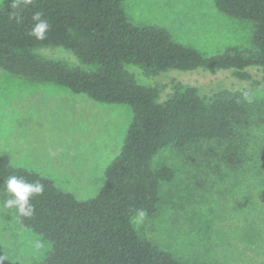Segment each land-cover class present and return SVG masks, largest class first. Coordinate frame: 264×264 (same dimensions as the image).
I'll list each match as a JSON object with an SVG mask.
<instances>
[{"label": "trees", "instance_id": "1", "mask_svg": "<svg viewBox=\"0 0 264 264\" xmlns=\"http://www.w3.org/2000/svg\"><path fill=\"white\" fill-rule=\"evenodd\" d=\"M218 13L252 24L251 47H227L203 55L177 42L159 26L128 20L123 0H16L0 8V71L34 83H49L102 104L126 105L132 120L119 154L106 166L104 184L87 200L61 190L53 180L0 160V186L10 175L39 181L45 191L31 199L34 214L21 225L51 244L42 264H181L171 252L142 239L132 217L151 216L159 188L176 177L168 165L152 169L155 155L168 147L182 154L199 140L225 142L247 126L250 107L227 91H201L173 82L161 102L162 76L170 70L229 71L238 81L264 79V0H214ZM51 24L46 39L29 35L32 14ZM43 47H62L83 66L41 55ZM127 64L156 76L159 85H140ZM227 163L239 155L228 150ZM3 188V187H2Z\"/></svg>", "mask_w": 264, "mask_h": 264}, {"label": "rangeland", "instance_id": "2", "mask_svg": "<svg viewBox=\"0 0 264 264\" xmlns=\"http://www.w3.org/2000/svg\"><path fill=\"white\" fill-rule=\"evenodd\" d=\"M16 0H0V8ZM128 20L167 29L172 38L203 55L227 47H251L252 24L218 13L214 0H123ZM43 56L83 66L62 47H43ZM143 86L163 82V102L173 82L207 92L227 91L250 107L247 126L225 142L199 140L182 154L171 146L158 152L152 169L177 172L159 188L151 216L137 214L136 233L169 251L181 264H264V79H234L229 71L170 70L160 82L127 64ZM132 120L126 105L97 103L49 83H34L0 71V160L39 173L78 200L94 197L106 166L119 154ZM228 150L240 163L231 166ZM0 186V264H42L51 244L24 228L15 209H4Z\"/></svg>", "mask_w": 264, "mask_h": 264}, {"label": "clouds", "instance_id": "3", "mask_svg": "<svg viewBox=\"0 0 264 264\" xmlns=\"http://www.w3.org/2000/svg\"><path fill=\"white\" fill-rule=\"evenodd\" d=\"M33 26L29 35L37 40L43 41L46 39L47 33L51 29V24L46 18H43V13L36 11L31 17ZM3 194L6 198L3 200L2 207L4 209H15L22 217H31L34 214V206L30 202L35 196H41L44 191V185L39 182H28L23 177L10 175L2 183ZM143 216V212L140 213ZM3 258H0V262Z\"/></svg>", "mask_w": 264, "mask_h": 264}]
</instances>
